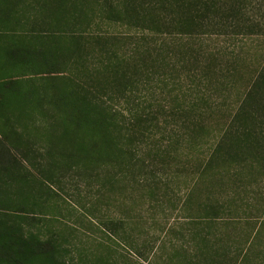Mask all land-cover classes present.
Returning a JSON list of instances; mask_svg holds the SVG:
<instances>
[{
    "label": "rangeland",
    "instance_id": "374dc122",
    "mask_svg": "<svg viewBox=\"0 0 264 264\" xmlns=\"http://www.w3.org/2000/svg\"><path fill=\"white\" fill-rule=\"evenodd\" d=\"M104 1L89 0L87 15L72 21L70 0H19L13 7L19 19L15 17L14 31H8L7 37L32 46L51 44L67 49V54L59 66L62 75L34 65L10 72L14 86L33 88L36 94L19 99L21 107L0 100V130L9 135L11 147L5 164L15 166L21 178L3 186L5 190L0 187L1 217H11L27 230L53 238L59 246L54 264H191L182 248L192 254L207 252L209 247L221 249L224 263L234 264L245 250L249 256L244 264H264V113L253 104L252 114L242 118L248 121L231 115L253 79L264 73V0H136L159 7L146 23L151 30L144 36L141 27L104 13L103 8L109 10ZM178 2H183L184 9L177 7ZM59 3H64L66 12L47 18ZM207 5L211 9L206 27L201 31L199 27L200 33L193 37H183L187 44L180 50L173 44L181 37L155 32L178 29L184 12L195 14L199 21L194 7ZM11 6L9 2L5 8ZM25 10L36 16L38 28L57 32L36 38L26 33L29 20L20 18ZM16 19L22 22V30L16 31ZM74 33L115 35L120 39L112 40L110 48L119 54L137 50L129 67L140 78L137 85L124 97L115 92L102 98L120 112V120L143 112L159 117L135 144V153L143 158H136L137 176L120 174L117 167L105 163L78 166L70 160L69 142L59 137L60 130H53L59 113L52 90L56 86L70 89V73L85 79L70 65ZM204 49L213 50L214 55L203 68ZM90 53L87 65L105 57L98 51ZM167 53L186 62L167 67L169 63L163 62ZM206 77L209 81L204 83ZM199 91L206 92L209 100L196 102L188 117L204 125L187 138L184 120L188 117L179 111ZM227 125L235 132H251L248 141L256 137L261 147L244 151L246 160L217 161L198 177L195 172L203 171L209 145ZM4 179L0 172V184ZM172 254V259L167 257Z\"/></svg>",
    "mask_w": 264,
    "mask_h": 264
},
{
    "label": "trees",
    "instance_id": "16d2710c",
    "mask_svg": "<svg viewBox=\"0 0 264 264\" xmlns=\"http://www.w3.org/2000/svg\"><path fill=\"white\" fill-rule=\"evenodd\" d=\"M9 2L12 4L10 10L5 8V5H8ZM18 2L19 0H0V28L3 30L0 29V73L3 72V74H0V78H3L0 80V100L4 104H14L21 107L19 99L22 97H33L36 92L33 88L24 90L22 87L14 86L10 76L11 70L23 69V67L28 65H34L35 67H44L54 76L62 75L59 73V66L62 65V59L67 54V49H57L51 44L45 47L43 45L41 47L32 46L27 41L22 43L19 40H15L12 35L7 37L8 31H14L15 28V17L17 18L18 15L13 11V7L18 5ZM88 2L89 0H70V21L87 15L85 10L88 7ZM104 2L109 7L107 12L103 8L104 13L112 14L115 20L125 24L141 27V32H143L141 35L143 36L145 35L144 32L150 29V26H146V23L150 20L149 18L157 10L159 11L157 3L152 4L145 1L139 4H137L136 0H105ZM182 5L183 2L177 3L178 8H182ZM62 7H64V3L57 4V10L50 11L47 18L62 17L60 15L66 12V9L63 10ZM210 7L208 5L207 8L206 6L194 7L199 21L196 20L197 16L195 14L192 13L187 16V12H184L180 14L178 29L173 32L168 30H157L155 32L162 35L171 34L181 37L177 38L179 41L173 44L176 47L175 50H180L187 44L183 42V37H193L195 33L199 32V27L200 31L206 27V17L210 13ZM157 14L159 15V13ZM21 17L29 20L30 28L26 33H31L34 38L57 32L54 29L43 30L38 28L41 24L35 22L37 20L36 16H31L30 12L26 10L24 15L22 12ZM132 20L137 23L133 24ZM153 22L155 23V19ZM21 24L22 22L16 19V31L22 30ZM43 24L49 25L50 23L44 22ZM196 27L197 29H192ZM21 30L20 38H22ZM4 37H6V43L4 42L3 46L1 40H5ZM16 38L18 39V36ZM119 39L115 35L95 34L83 37L81 34H71L70 65L85 74V79H79L70 73V89L56 86L51 93H53L52 98L55 110L59 113V120L53 130H60L59 137L69 142L70 160L77 163L78 166L79 164L84 166L98 163L114 165L118 168L120 174H126L128 172L135 173L134 170L138 164L136 158L139 160L143 159L137 156L134 151L136 142L146 136L147 125L157 123L159 117L155 113L147 114L143 112L138 115L135 113L120 120L118 116L120 112L109 107L106 100H102V98L107 99L115 92H119L117 94L124 97L128 91H132V88L137 85L140 79L134 76L136 72L132 73L129 71V67L133 65V58L137 50L131 53L126 51L124 54H119L109 47V44ZM90 50L98 51L100 55H105L104 59L96 60L97 62H92L91 65L90 62L88 65L85 64L91 54ZM203 54L205 59L202 61L201 66L204 68L205 62L213 57L214 52L211 49H204ZM65 58L68 60V57ZM181 61L183 63L186 62L183 58L175 59L173 54L170 55L169 53L163 57V62L169 63V65H166L167 67L172 66V68H175ZM166 74L163 73V75ZM203 80L204 83L209 81L207 77ZM206 95V92H197L189 102H185L179 114L184 117L193 115L192 111L196 106V102L209 100V96L206 97ZM238 103L235 110L231 113L235 120L246 119L248 121V118H242L252 114L250 107L253 104L256 105L257 111L264 113L263 72L253 79L250 87L247 88ZM184 125L187 130L186 136L190 138L191 135H197L201 132L204 122L188 117L184 120ZM252 136L253 134L245 129L235 132L232 131L231 126H225L216 140H213L214 142L209 145L202 159L204 162L203 171L196 170L195 174L198 177H202L205 170H211L210 168H213L214 163L220 160L224 164L232 162L239 157L241 160H246L244 159V151L247 149H258V146L261 147L256 137H253V141H248V137ZM10 151L9 135L0 130V172L1 174L3 173L6 179L0 184L3 190H5L3 186L15 181H21V178L16 176L15 166L5 164V161H9ZM160 151L162 153L166 152V150ZM186 154V157L190 156V153ZM135 175L137 176V173ZM194 189L195 187L191 191ZM256 234L257 231L253 233L251 239H254ZM58 250L59 246L53 238L31 232L21 222L11 217H1L0 214V264H54L57 261ZM182 250L186 253H182V255L186 259H190L191 264H228L222 261L225 254H222L219 248L209 247L207 252L200 251L192 254H189L190 249L182 248ZM243 253L244 255L241 258H235L236 262L234 264L245 263L249 254L245 250ZM167 254L163 253V256ZM174 255L167 257L172 259Z\"/></svg>",
    "mask_w": 264,
    "mask_h": 264
}]
</instances>
